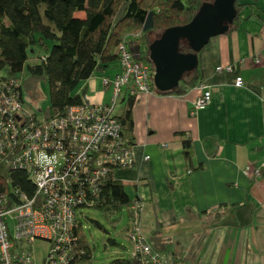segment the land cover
I'll use <instances>...</instances> for the list:
<instances>
[{
	"label": "crops",
	"instance_id": "obj_1",
	"mask_svg": "<svg viewBox=\"0 0 264 264\" xmlns=\"http://www.w3.org/2000/svg\"><path fill=\"white\" fill-rule=\"evenodd\" d=\"M238 4V30L212 39L201 55L210 104L192 115L200 87L181 98L137 94L134 167L114 174L142 204L145 239L161 231L168 264H175L174 251L180 264H264V0ZM226 66L234 72L216 71ZM121 71L119 60L85 82L84 104H109L113 90L103 79L113 81ZM238 76L242 88L235 86ZM179 132L191 135L193 167L202 170L186 163Z\"/></svg>",
	"mask_w": 264,
	"mask_h": 264
},
{
	"label": "trees",
	"instance_id": "obj_2",
	"mask_svg": "<svg viewBox=\"0 0 264 264\" xmlns=\"http://www.w3.org/2000/svg\"><path fill=\"white\" fill-rule=\"evenodd\" d=\"M215 0H0V80L21 79L20 94L24 101V92L28 100L35 104L39 101L37 83L44 81L49 87L50 105L46 112L30 108L36 116L45 115L46 119L64 117L72 107L84 104L79 93L81 86L95 75L104 72L111 63L121 59V48L125 47L133 60L154 68L150 61V45L161 37L164 31L173 27L188 25L205 3ZM238 16L231 26L229 34L238 30L239 15L242 7L236 0ZM45 49V54L32 56L38 62L29 63L30 53L34 48ZM180 52L191 53L186 42L180 45ZM199 53L197 69L187 73L179 86L167 93L152 91L161 96L181 98L190 90L203 85V70ZM27 72L24 81L21 74ZM137 95H128L120 115L114 116L121 126V139L126 148L134 147V122L132 111ZM31 102V101H30ZM26 103V102H25ZM33 103V104H34ZM110 104V103H109ZM107 104V105H109ZM27 106V104H26ZM29 107V106H27ZM181 142L182 154L191 169L202 170L203 165L193 167V141L190 134H175ZM115 165L109 168L108 177L97 187L94 198L73 205L75 215L74 227L70 231L66 259L61 264H90L93 249L88 243L81 218L84 210L96 209L105 214L122 212L128 208L129 221L133 218L132 207L139 200L132 199L126 192L124 184L114 174L117 170H126ZM85 185L84 193L89 192ZM17 192L32 197L35 185L25 171H4L0 173V193L8 196L10 205H16ZM227 210V206L219 207ZM88 220V219H86ZM91 222L99 229L103 226ZM130 233V232H129ZM150 241V242H149ZM146 242L162 256L168 246L163 243L161 231L151 232ZM110 245L116 246L112 239ZM133 243V242H132ZM203 242L200 243V250ZM172 257L175 264H180L177 253ZM111 264H141L139 255L121 258Z\"/></svg>",
	"mask_w": 264,
	"mask_h": 264
},
{
	"label": "built area",
	"instance_id": "obj_3",
	"mask_svg": "<svg viewBox=\"0 0 264 264\" xmlns=\"http://www.w3.org/2000/svg\"><path fill=\"white\" fill-rule=\"evenodd\" d=\"M120 64L122 71L113 81L103 79V85L113 90L109 105L72 107L64 117L49 120L26 106L19 91L21 79L0 80V173L28 172L35 185L32 197L16 191V205H10L11 197L0 193V264H35L29 245L36 239L52 244L47 264L69 259L67 244L76 220L73 205L87 195L94 198V188L108 177L109 168L134 167L133 148H126L121 139L114 110L128 95L152 92L154 68L133 60L124 46ZM234 70L233 66L216 69L228 74ZM235 86H245L241 76L235 79ZM200 90L192 115L212 100L207 84ZM261 176L257 170L256 177ZM132 210L129 237L134 256L141 257V264H168L142 234L141 202Z\"/></svg>",
	"mask_w": 264,
	"mask_h": 264
},
{
	"label": "water",
	"instance_id": "obj_4",
	"mask_svg": "<svg viewBox=\"0 0 264 264\" xmlns=\"http://www.w3.org/2000/svg\"><path fill=\"white\" fill-rule=\"evenodd\" d=\"M237 16L236 0H215L203 4L188 25L164 31L149 48L156 90H175L187 73L197 69L199 53L212 39L228 34ZM182 42L188 44L191 53L180 52Z\"/></svg>",
	"mask_w": 264,
	"mask_h": 264
},
{
	"label": "rangeland",
	"instance_id": "obj_5",
	"mask_svg": "<svg viewBox=\"0 0 264 264\" xmlns=\"http://www.w3.org/2000/svg\"><path fill=\"white\" fill-rule=\"evenodd\" d=\"M33 50L34 53H30L31 57L40 56L46 52L41 47H36ZM36 61L38 62V59L32 57L29 63H35ZM21 77L25 81L28 78L27 72L25 71L21 74ZM37 91L40 94V98L36 104L34 102L33 104L32 100H30L31 102L28 100L26 92H24L25 102L30 108L46 112L50 105L49 87L44 81H40L37 83ZM123 107V102H118L114 115H120ZM127 192L133 197L134 192L132 190H128ZM84 213L85 218H81V220L85 228L87 241L93 249V259L90 264H111L117 259L132 256L134 244L127 231L130 225L128 208H124L122 212L112 214H105L96 209H86ZM91 220L99 222L104 230L96 227ZM109 239L114 240L117 245H110L108 243ZM29 250L32 253L35 264H47L52 244L42 239H36L29 245ZM162 256L165 258L164 255Z\"/></svg>",
	"mask_w": 264,
	"mask_h": 264
}]
</instances>
